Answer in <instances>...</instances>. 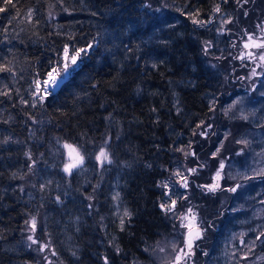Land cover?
I'll list each match as a JSON object with an SVG mask.
<instances>
[{"label":"trees","instance_id":"obj_1","mask_svg":"<svg viewBox=\"0 0 264 264\" xmlns=\"http://www.w3.org/2000/svg\"><path fill=\"white\" fill-rule=\"evenodd\" d=\"M256 21L264 30V0H11L0 12V65L11 69L0 71V264H157L158 244L180 229L178 211L160 205L182 163L200 165L177 199L196 206L206 231L194 257L211 264L243 201L259 202L228 191L247 181L229 164L218 191L199 187L251 148L242 134L264 128L261 94L253 118L228 107L248 88L229 87L228 69L247 58ZM66 45L91 47L41 101L35 82ZM65 143L83 153L70 175ZM102 148L111 163L96 159ZM252 179L264 185V173ZM252 247L240 264H264V244Z\"/></svg>","mask_w":264,"mask_h":264},{"label":"rangeland","instance_id":"obj_2","mask_svg":"<svg viewBox=\"0 0 264 264\" xmlns=\"http://www.w3.org/2000/svg\"><path fill=\"white\" fill-rule=\"evenodd\" d=\"M263 27L261 28L259 23L255 22V27L251 29V32H253V35H259L261 37L262 35ZM250 33V32H249ZM248 33V34H249ZM242 40H248L247 36H245ZM244 45V44H243ZM69 47V54L71 55V48L69 45H66ZM245 48V47H244ZM80 49V48H75ZM85 49H89L88 46L85 47ZM252 53V58L250 59L249 56L244 55L243 57V65L242 62H238V64L231 65L228 70L233 72L232 77L229 79L231 81L228 83V86L238 85V84H244L246 87H248L246 90H241L246 92V94H242L241 96H236L232 101L231 104L228 105L229 110H233L236 114V117L241 120L242 116H246L247 114H250V117L253 118V111L258 107H261V103H258L257 97L254 95L261 94L262 98L264 97V60H260L259 57L264 54V48H257L253 46L252 44L245 48L242 52V54L247 53L250 51ZM87 52V51H86ZM62 52V56H63ZM85 53L81 54V58L78 60V65L81 62V59L83 58ZM241 54V52H240ZM245 59V60H244ZM57 65V64H56ZM54 65V67L56 66ZM253 70H255V75H253ZM249 75V76H246ZM244 77L243 79L240 80ZM47 78L44 76L42 79H37L35 82V92L41 96L44 95L42 89L44 87V80ZM240 80V83H238ZM37 81L40 82L39 87L37 86ZM247 83V84H246ZM248 83H251L248 85ZM239 91V92H241ZM264 111V106L260 109L261 115ZM260 115V116H261ZM262 117H259V120H255L257 123L263 121L261 119ZM242 135H246V140L248 141L250 149L246 148H239L235 152L239 151L241 153L240 157L233 156L229 161H224V166L227 167L228 174L232 177L234 176H242L247 177V181L245 184H239L238 182H234L233 186L228 187H236L239 185L240 187H243V190H246L245 195H254V198L259 200V202L253 207L246 203V201H243L244 205V212L242 213L243 217H236V226H230L226 232L224 233V238L222 240V248L220 251H218L219 254L216 255V258L211 259V264H240L242 261V257L247 255V263H249V260H252L250 258V253L254 250L253 241L256 240L257 235H259L260 232L258 230L261 228L260 225L264 224V185L260 183H255V181L252 178H256V176L261 175V172L264 173V128L261 126L252 125L250 127V131L247 133H244ZM241 135V136H242ZM231 136V135H229ZM235 136V135H233ZM238 135V137H241ZM224 141L220 142L221 144ZM65 145H69L70 147H65ZM105 150V148H102ZM244 149V150H243ZM107 152V150H105ZM101 150L99 151V153ZM108 153V152H107ZM64 154H65V163L64 165H69L71 162H74L78 159V156L83 157V153L79 150V148L73 144V143H65L64 144ZM109 154V153H108ZM99 155V154H98ZM230 153L227 154L229 156ZM245 155V156H244ZM244 156V158L242 157ZM200 165H192V166H184L183 163L178 167L176 170L181 173L183 176L188 177V185L189 187L187 189L180 186L179 177L173 175L169 179L164 180L165 185L167 187L164 188V199L166 200V204L170 205L172 200H177V203L173 206V209H175L173 212L178 211L180 214L179 217V227L180 229L176 232V234H171V238L165 239L161 241V243L158 244V249L156 253V259L157 264H176V256L181 255V260L179 261V264H197V259L194 257V254H196V246L198 245V240L204 236V230L201 234V237L199 239H193L192 241V248L189 249L187 247V243L185 240V232L189 229L188 227H185L184 225H190V228L193 227V225H200L202 229H206L205 224L202 223L201 218L199 216V213L197 211L196 206L192 203H188V205H185L183 207H179L178 199L180 197V194L182 193H188L187 190L190 189V173L187 171L189 168H197ZM220 166L216 168V170H219ZM224 168V169H225ZM73 169V168H72ZM215 170V171H216ZM214 171V172H215ZM223 171V170H221ZM175 172V173H176ZM213 172V173H214ZM226 172V170H225ZM213 180V176H212ZM217 184H219V187L215 190L218 191L220 189L221 182L216 178ZM249 180V181H248ZM213 183H210L208 185H212ZM254 184L255 187H254ZM254 187V189H253ZM237 189V187H236ZM236 192V191H235ZM234 193V192H233ZM184 199V198H183ZM188 202V199H186ZM238 205V204H237ZM191 208L192 212L189 213L188 209ZM230 210V208L228 209ZM232 211V210H230ZM246 215H244V213ZM231 213V212H230ZM185 217H187L185 219ZM183 237H182V236ZM243 241V242H242ZM249 248H251V251H249ZM181 249H183V253H181ZM244 259V258H243ZM239 261V262H238ZM251 264V263H250Z\"/></svg>","mask_w":264,"mask_h":264},{"label":"snow or ice","instance_id":"obj_3","mask_svg":"<svg viewBox=\"0 0 264 264\" xmlns=\"http://www.w3.org/2000/svg\"><path fill=\"white\" fill-rule=\"evenodd\" d=\"M4 7H0V12H3L5 10V8L11 3V0H2ZM226 2V0H225ZM239 2V0H238ZM247 2V0H245V3ZM216 12H220V7L217 6L216 7ZM29 16H31V12H29L28 14ZM194 23H198L201 25H204L206 23H209L210 21H199V20H195L193 21ZM229 23L231 21H228ZM248 41H251L253 46L257 47V48H264V30H262V35L261 37L258 38V41H254L253 40V36L249 35L248 36ZM89 48L91 47V45L88 46ZM245 48L249 47V43H245L244 44ZM87 49L85 48H80V49H73L71 52V55L69 54V47L65 46L64 50H63V57L60 61L57 62V65L55 67H53L48 73H47V78L44 80L43 84L44 87L42 89L43 93H45V95H51L53 91H55L57 88L60 87V85L62 84V82L71 75V73L79 66L78 65V60L81 58V54L82 53H86ZM252 53H248L249 58H252ZM241 59H243V57H240ZM260 60H264V54H262L259 57ZM11 71V69H8L5 65H0V71ZM255 70H253V75H255ZM40 82L37 81V86L39 87ZM6 94V93H5ZM45 96L41 95L39 97V99L42 101L44 100ZM23 102V101H22ZM245 119H247V117H244ZM205 133H201V135H204ZM238 143H243L245 145H247L248 141L246 140H242V141H238ZM65 147H70L69 145H65ZM181 151H183V149H181ZM217 151H219V149H217ZM186 155L188 153H185ZM192 155H195V153H191ZM96 159L98 161H100L101 165H103L104 162L107 163H111V159L109 157V154L105 151V150H101V152L99 153V155L96 157ZM83 164V157L82 156H78V159L75 160L74 162H71L69 165H66L64 168V171L67 172L69 175L71 174V169L72 168H76L79 167L80 165ZM224 168V162L221 161L220 163V168L219 170H217L216 172V178L218 179L221 175V170H223ZM187 171L189 173H196L197 169L196 168H189L187 169ZM175 176L179 177V181L178 183H180V186L187 189L189 187L188 185V177L187 176H183L181 175V173L179 171H177L176 173H174ZM165 187H167V185H164ZM43 187V186H42ZM199 187H203L206 188L208 191H215L218 187L219 184H212V185H203V186H199ZM236 187H239V185H237ZM236 187H232L229 188L228 191H232L235 192L236 191ZM186 198V197H184ZM59 199V198H57ZM176 201L172 200L171 204L166 206L164 204H161L160 207L162 209H166L167 211H173V206L175 205ZM188 212L191 213L192 209L189 208ZM124 216H129V213L127 210H125L124 212ZM187 217H185L186 219ZM124 220L123 217L121 218V226H123ZM32 226L33 228L35 227V220L33 219L32 222ZM185 227L189 228V232H188V240H187V247L189 249L192 248V241L193 239H199L201 237V234L204 230L206 229H198L197 232L195 233V236H193L192 232H191V228L190 225H184ZM264 232H260L259 235H257L256 240H260L262 244H264ZM29 240H32L33 243H39L37 240H34L31 236L28 238ZM243 242V241H242ZM255 244V241H253V245ZM48 245L45 244L43 245V248H47ZM117 251H119V249H117ZM183 249H181V253H183ZM249 251H251V248H249ZM55 254V253H53ZM205 255H207V253H205ZM244 259H247V255H245L243 257ZM176 264H179V261L181 260V255H177L176 258ZM105 264H107V260L105 259Z\"/></svg>","mask_w":264,"mask_h":264},{"label":"water","instance_id":"obj_4","mask_svg":"<svg viewBox=\"0 0 264 264\" xmlns=\"http://www.w3.org/2000/svg\"><path fill=\"white\" fill-rule=\"evenodd\" d=\"M256 41L259 42L258 40H256ZM245 43H249V46L252 44V42L251 41H248V40H244L243 41V44H245ZM56 90H55V92H56ZM216 172H217V170L213 173L214 183L217 182V180H216ZM198 229H202V227L200 225H193V227H191V232H192L193 236H195V233L197 232ZM188 232H189V229L185 232V240H186V243H187V240H188Z\"/></svg>","mask_w":264,"mask_h":264},{"label":"flooded vegetation","instance_id":"obj_5","mask_svg":"<svg viewBox=\"0 0 264 264\" xmlns=\"http://www.w3.org/2000/svg\"><path fill=\"white\" fill-rule=\"evenodd\" d=\"M249 35H252L254 38L253 40L256 41V40H258L260 34L253 35V32H250L249 34H246L247 38ZM250 52H251V50L247 52V56H248V53H250Z\"/></svg>","mask_w":264,"mask_h":264}]
</instances>
